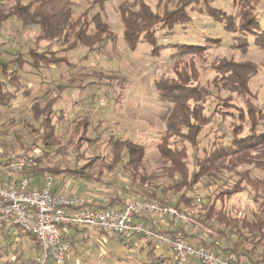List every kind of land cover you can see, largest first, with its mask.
Masks as SVG:
<instances>
[{"label": "trees", "instance_id": "obj_1", "mask_svg": "<svg viewBox=\"0 0 264 264\" xmlns=\"http://www.w3.org/2000/svg\"><path fill=\"white\" fill-rule=\"evenodd\" d=\"M33 1L36 0L24 4L23 0H14L12 5L6 6L0 0V27L14 18H31L58 36L54 42L51 41L47 45L40 44V39H37L34 46L25 49L13 45V39L4 42L7 45L6 51L1 52L0 46L2 107L9 108L18 99L31 97L23 77L38 78L40 83L44 84L47 74H51L54 67L65 65L69 70L76 68L69 56L76 49L85 48L88 55H100L109 44L117 43L119 39L105 20L107 5L111 0H94L90 9L96 8L97 11L92 18H89L88 10L76 19L70 10L54 15L32 14ZM216 1L170 0L174 6H166L163 12L155 11L144 0H126L118 7L124 25L123 38L131 51L137 50L141 45H149L152 54L159 56L163 50L170 49L171 58L175 61V78L161 77L154 83L159 102L167 107L162 116L165 128L158 150L170 163L166 172L172 184L162 190L165 194L162 199L159 200L158 186L151 185L145 176L139 174L138 171L144 167L146 147L132 139L111 137L107 141L115 155L111 162L100 156L85 159L84 152H81L82 142L78 141L74 143L72 150L75 153L73 168L66 167L62 161L52 166L53 160L66 155L68 149L59 130V125L68 121L65 112L58 108L65 91L63 86L56 85L54 89H57V94L52 98H35L30 108L35 124L25 118L20 120L29 134L35 137L27 146L22 145L23 154L8 157L10 160L32 157L36 166L29 175L38 177L47 174L54 180L59 176L85 177L87 171L92 168H99L100 174L106 170L116 174L123 167L132 172L133 181L129 189L136 192V196L142 197L141 200L154 198L162 204L167 203L179 210L184 209L185 212L200 205L202 212L199 213V219L202 224L208 226L213 233L212 229H215L217 235L225 238L222 240L225 242L223 247L217 240L210 242L195 231L188 233L180 230L188 243L196 247L204 246L216 254L235 257L244 264H264V177L251 176L252 171L264 172V109L255 103L256 96L250 89L251 81L260 73V66L249 60L235 61L233 58L222 57L205 70L195 65H192L190 70L186 64L182 68L179 67L180 62L188 57L200 58L212 46L220 47L222 43L221 40L205 37L201 31L189 37V42L180 41L183 40L179 39L180 30L182 34H187L186 30L190 27L194 29L199 22L194 17L196 13L206 15L214 23L220 24L231 35L233 50L246 55L251 47V40L264 50V12L257 11L259 0H230L231 12L217 8ZM174 37L177 41L169 42V39ZM50 78L51 83L57 82L52 75ZM227 106H231L238 113L225 111ZM215 120H219L217 128L203 135L204 140H207V144L203 146L199 137ZM71 123L76 131L81 132L80 139L85 136L91 125L83 118L74 119ZM1 138L0 134V141ZM174 139L181 141L182 147L177 145L179 142H171ZM90 142L94 144L95 140ZM5 145L2 142L0 149L5 151ZM4 156L7 157L5 152ZM124 157L127 159L126 163H123ZM81 160L88 162L79 165ZM226 175H231V178L237 176L240 180L234 189L230 192L220 191L215 199L223 202L224 199L249 188L255 195V201L261 200L259 208L252 212V221L246 217H233L224 209H217L215 203L205 204L198 196V184H203L209 189L216 186ZM138 180L141 183L139 188L135 187ZM169 193L173 198L167 196ZM128 201L111 198L105 206L95 208L123 207ZM191 212L193 215L194 212ZM69 229L81 233L89 228L70 226ZM161 231L173 233L171 230ZM99 232L118 238L126 246L133 244L134 240L143 241L141 249L146 251L148 256H154L155 250L160 247L144 240L142 236L126 241L118 236ZM64 238L72 245L71 237ZM32 239L35 241L34 237ZM250 245V249L245 248ZM258 246H262L263 251L255 259L253 255ZM37 247L39 250L38 244ZM164 249L171 252L167 247ZM167 260L169 258L161 255L156 258V263L161 264ZM34 263L35 259L31 260L30 264Z\"/></svg>", "mask_w": 264, "mask_h": 264}, {"label": "rangeland", "instance_id": "obj_2", "mask_svg": "<svg viewBox=\"0 0 264 264\" xmlns=\"http://www.w3.org/2000/svg\"><path fill=\"white\" fill-rule=\"evenodd\" d=\"M31 1L23 0V3L29 4ZM123 1L126 0H111L107 5V14L105 16V20L109 23L112 31L117 33L119 37L117 43L109 44L100 55H88L85 48L76 49L69 54L70 60L76 68L69 70L68 66L65 65L54 67L52 73L47 74L46 83L44 84H41L38 78L23 77L22 80L27 90L31 93V97L18 99L9 108L0 106V134L2 136L0 144L2 142L6 144L3 152H5L7 157L23 154L22 145L27 146L30 144L35 135L29 134L20 120L25 118L31 124H35L30 114V108L35 98H52L57 94V89H54L56 85L63 86L65 91L58 108L65 112L68 121L61 123L59 130L64 136V144L65 146L67 144L68 149L66 155L58 156L53 160L52 166L54 163L62 161L66 167L73 168L75 165V153L72 150L74 143L78 141L79 143L82 142L81 152H84L85 159L100 156L111 162L115 155L111 147L108 146L107 141L111 137L123 140L132 139L146 147L144 167L138 172L140 175L145 176L148 183L155 187L158 186L160 200L165 196L162 190L172 183L166 172L167 168L170 167V163L158 150L162 132L165 128L162 116L166 112L167 107L159 102L154 83L161 77L175 78V61L171 58L170 49L163 50L159 56L152 54V49L149 45H141L135 51L129 49L123 38L124 25L118 10L119 5ZM129 1L134 2L135 0ZM144 1L152 9L159 12H163L166 6L170 8L174 6L170 3V0ZM2 2L6 6H10L14 3V0H2ZM93 2L94 0H36L33 1L31 13L54 15L66 13L70 10L73 11V18L76 19L80 18L84 12L90 10L89 18H92L97 11L96 8L90 9ZM215 6L227 12L232 11L230 0H217ZM257 11L264 12V0H259ZM194 17L199 22L196 23L194 29L190 27L186 30L187 34H182L180 30L179 39H183L180 40L181 42L191 41L189 37L197 34V31H201L205 37L221 40L222 43L220 47L212 46L200 58L194 57L190 59L191 57H188L180 62L181 66L179 67L182 68L186 64L185 66L190 70L191 66L195 65L199 69L205 70L222 57L233 58L235 61H253L260 66V73L251 81L250 89L256 96L255 103L264 109V50L257 47L251 40V47L248 53L243 55L241 52L231 48L232 37L220 24L214 23L206 15L202 16L196 13ZM40 35L41 37H39ZM57 36L50 32L47 27H42L36 20L14 18L0 27L1 52L6 51L7 45L4 42L10 39L14 40L12 44L17 48L24 47L25 49L34 46L37 39H40V44L47 45L51 41L54 42ZM176 41V37L169 39L171 43ZM201 73H199L198 77L201 76ZM50 75L57 82L51 83ZM212 108H214V104ZM224 110L235 114L238 113L231 106L225 107ZM82 118L87 119L91 125L85 136L80 139L81 132L76 131L71 121ZM214 122L199 137L202 140L201 142H203V146L207 144V140H204L205 136L203 135L210 130L215 131L219 120ZM91 140H95L94 144L90 142ZM171 142H179L177 145L182 147L181 141L177 139ZM126 160V157H124L123 163H126ZM87 162L88 160H81L78 164L84 165ZM131 173V171L128 172L123 167L116 174L109 170L100 174L99 168H92L87 171L85 177H78L79 179L72 186L77 188L81 186L79 182L83 181L103 188L106 194L113 199L143 201L141 200L142 197L136 196V192L129 189L133 181ZM251 176L262 178L264 177V172L252 171ZM176 178H179L178 174ZM239 180L237 176L231 178V175H226L216 186L209 189L205 188L203 184H198L196 186L198 188L197 194L205 201V204L215 203L217 209H224L233 217H246L252 221V212L259 208L261 200L256 202L255 195L249 188L230 198L225 197L227 199H224L223 202L215 199L220 191L228 190L230 192V190L234 189L235 184ZM56 184L57 180H55L54 186ZM136 184L135 187L139 188L141 183L138 180ZM167 196L173 198L171 193L167 194ZM208 196H211V198ZM163 204L170 206L167 203ZM199 207L192 210L188 209L187 212L181 209L180 211L187 216V220L178 221L177 224L169 222V224L172 223L170 226L184 232L188 228L190 232L195 231L210 242L217 240L221 246L225 247V242L222 241L225 238L223 239V237L217 235L215 229H212L213 233L207 228L208 226L205 227L206 225L202 224L201 219H199L202 211ZM191 211L194 212L193 215H191ZM19 232V229L14 230L15 234ZM208 235L213 237L211 238ZM112 239L119 246V243H121L119 239ZM3 241L4 238L0 237V247L4 246ZM11 247L16 249V244H12ZM251 247L252 245L245 248L250 249ZM104 249V255L91 264H157L156 256H161L162 253L164 254L162 256H171V253L164 248L155 250V256H148L144 252H140L141 250L138 248H134L131 251L125 248L121 253L119 252L120 249H116V251ZM262 251V246H258L253 255L254 258L257 259ZM86 259L85 256L84 260ZM0 264H30V262L22 255L11 259L3 253V256L0 257ZM161 264L172 263L164 261Z\"/></svg>", "mask_w": 264, "mask_h": 264}, {"label": "built area", "instance_id": "obj_3", "mask_svg": "<svg viewBox=\"0 0 264 264\" xmlns=\"http://www.w3.org/2000/svg\"><path fill=\"white\" fill-rule=\"evenodd\" d=\"M35 166L32 157L10 160L0 149V226L10 231L19 229L35 238L39 251L34 264H65L71 245L63 233L70 226L95 229L126 241L142 236L169 248L174 255L173 264H244L235 257L191 245L177 229L167 234L151 223L187 220L173 206L145 199L129 200L123 207L98 209L76 195L54 192L51 175L43 177L41 186L33 187L29 172Z\"/></svg>", "mask_w": 264, "mask_h": 264}, {"label": "crops", "instance_id": "obj_4", "mask_svg": "<svg viewBox=\"0 0 264 264\" xmlns=\"http://www.w3.org/2000/svg\"><path fill=\"white\" fill-rule=\"evenodd\" d=\"M43 177L44 176L33 177L34 179L33 187L41 186ZM78 179L79 178H74V177H67V178H63V176L57 177L56 178L57 184L56 186H54V192L63 193L66 195H76L79 199L87 200L91 202L92 206L94 207L105 206L109 202V200H111V197L108 194H106L105 190L96 185H91L89 183H85L81 181L79 182L81 183V186L77 188L75 187L73 188L72 185ZM169 222H173L174 224H177V222L172 221L170 219L166 221H155L151 223H153V225L156 226L158 229L164 231L166 230L172 231L176 229V228H172L170 226L172 225V223L169 224ZM63 235L65 237H71L72 239V245L70 247V253L68 254L66 264L95 263L97 259H100L104 255L103 252L105 250L104 248L110 251L112 249L113 251H116V249H120L119 250L120 253L125 248L129 249L130 251L134 248L135 249L138 248L141 250L140 252H144L147 255V252L141 249V247L144 245L143 241L134 240V243L130 244L129 246H126L123 243H119L120 246L119 248L118 244H116V242L112 239V237L102 234L101 232L95 229H85V231L81 233L69 229L67 232L63 233ZM0 237L4 238L3 241L4 246L0 247V257L3 256V253L5 256H8L11 259L22 255L27 260H29L30 263L31 260L36 258L39 250L36 242L32 239V237L25 235L21 232L15 234L14 231L12 232L3 226H0ZM12 244H16V249L11 247ZM161 248L164 247H158L156 250ZM170 253L171 256H163V257L169 258V260L167 261L173 264L174 255L172 252ZM85 256L87 258L86 260H84ZM156 257L158 258L160 256H156Z\"/></svg>", "mask_w": 264, "mask_h": 264}]
</instances>
